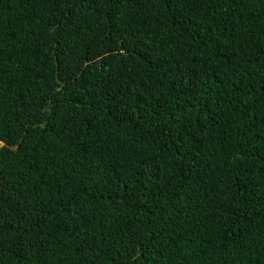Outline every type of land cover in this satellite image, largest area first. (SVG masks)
I'll return each mask as SVG.
<instances>
[{
	"label": "trees",
	"instance_id": "trees-1",
	"mask_svg": "<svg viewBox=\"0 0 264 264\" xmlns=\"http://www.w3.org/2000/svg\"><path fill=\"white\" fill-rule=\"evenodd\" d=\"M0 264H264V0H0Z\"/></svg>",
	"mask_w": 264,
	"mask_h": 264
}]
</instances>
